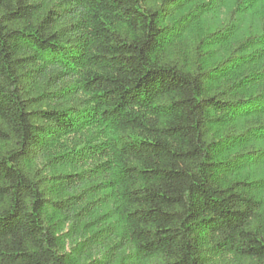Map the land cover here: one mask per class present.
Returning a JSON list of instances; mask_svg holds the SVG:
<instances>
[{"label": "clouds", "instance_id": "clouds-1", "mask_svg": "<svg viewBox=\"0 0 264 264\" xmlns=\"http://www.w3.org/2000/svg\"><path fill=\"white\" fill-rule=\"evenodd\" d=\"M0 264H264V0H0Z\"/></svg>", "mask_w": 264, "mask_h": 264}]
</instances>
